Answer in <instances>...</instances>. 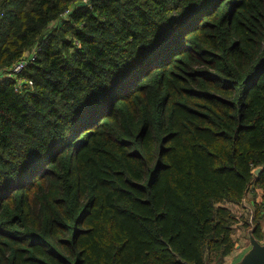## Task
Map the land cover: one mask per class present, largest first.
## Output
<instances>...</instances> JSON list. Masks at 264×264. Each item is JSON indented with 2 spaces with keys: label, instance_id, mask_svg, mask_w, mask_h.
Returning <instances> with one entry per match:
<instances>
[{
  "label": "trees",
  "instance_id": "trees-1",
  "mask_svg": "<svg viewBox=\"0 0 264 264\" xmlns=\"http://www.w3.org/2000/svg\"><path fill=\"white\" fill-rule=\"evenodd\" d=\"M83 1L0 0V264H222L264 194V0Z\"/></svg>",
  "mask_w": 264,
  "mask_h": 264
},
{
  "label": "rangeland",
  "instance_id": "rangeland-1",
  "mask_svg": "<svg viewBox=\"0 0 264 264\" xmlns=\"http://www.w3.org/2000/svg\"><path fill=\"white\" fill-rule=\"evenodd\" d=\"M247 197H248L247 198L248 200L246 199V202H244L241 206L233 205V210L236 212L237 216L240 219L239 221L240 223L235 226L234 239L236 241V244H242L244 248L241 252L238 251V253L236 250L237 255L235 254L233 255L234 257L232 261H229L227 263V257H226V259L222 262V264H231L233 261H236L244 253V251H246L247 249L249 250V247H251L250 239H251V234H253V228L249 226L248 227L245 226V221L247 220V221L252 222L254 211L251 212L252 209H250V206L246 204H249L250 200L255 199V196L252 194H249ZM255 205L256 204H254V206ZM263 213H264V210H263ZM262 217H264V215H262ZM262 224H263V232H264V219L262 220ZM263 241L264 239L260 242H263ZM214 264H219V263H214Z\"/></svg>",
  "mask_w": 264,
  "mask_h": 264
},
{
  "label": "water",
  "instance_id": "water-1",
  "mask_svg": "<svg viewBox=\"0 0 264 264\" xmlns=\"http://www.w3.org/2000/svg\"><path fill=\"white\" fill-rule=\"evenodd\" d=\"M261 168L256 170L259 174ZM251 249L245 254L243 259L237 264H264V241L260 242L256 237L251 234ZM187 264V263H185Z\"/></svg>",
  "mask_w": 264,
  "mask_h": 264
},
{
  "label": "crops",
  "instance_id": "crops-1",
  "mask_svg": "<svg viewBox=\"0 0 264 264\" xmlns=\"http://www.w3.org/2000/svg\"><path fill=\"white\" fill-rule=\"evenodd\" d=\"M249 194H252V195H254L255 196V199H253V200H250V202H249V204H246V205H249L250 206V209H254L255 208V206H254V204H260V202H262L263 200H264V194H263V191L261 190V189H256L254 192H251V193H249ZM248 200V199H247ZM246 202V201H245ZM229 206L233 209V206L232 205H230L229 204ZM239 224V223H238ZM237 246H236V248H235V250H234V252L230 255V256H228V257H230V258H228L227 257V263L229 262V261H232L233 260V255L235 254V255H237L236 254V250H237V253H238V251L239 252H241L242 250H243V248H244V246L242 245V244H236ZM251 249V247H249V250ZM248 249L246 250V251H244V255L242 254L236 261H233L231 264H237L239 261H241L242 259H243V257L245 256V254L249 251ZM239 260V261H238ZM236 262V263H235Z\"/></svg>",
  "mask_w": 264,
  "mask_h": 264
},
{
  "label": "built area",
  "instance_id": "built-area-1",
  "mask_svg": "<svg viewBox=\"0 0 264 264\" xmlns=\"http://www.w3.org/2000/svg\"><path fill=\"white\" fill-rule=\"evenodd\" d=\"M83 2L87 4L89 3V0H84ZM38 52H39V47L35 48L34 51L28 53L20 62H18L12 69V73H13L12 76H15L16 73L23 71L25 67L29 64V62H32L33 60H35ZM29 82L31 83V81ZM23 84L24 83L22 80L19 81L17 85L18 86L17 90L19 91L23 90V86H24ZM261 203L263 204V207H264V200Z\"/></svg>",
  "mask_w": 264,
  "mask_h": 264
}]
</instances>
